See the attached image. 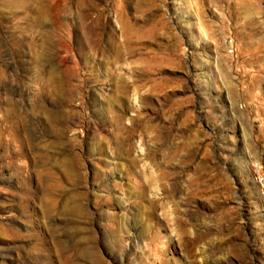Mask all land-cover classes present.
Segmentation results:
<instances>
[{"label":"rangeland","instance_id":"obj_1","mask_svg":"<svg viewBox=\"0 0 264 264\" xmlns=\"http://www.w3.org/2000/svg\"><path fill=\"white\" fill-rule=\"evenodd\" d=\"M0 73V264H264V0H0Z\"/></svg>","mask_w":264,"mask_h":264},{"label":"bare ground","instance_id":"obj_2","mask_svg":"<svg viewBox=\"0 0 264 264\" xmlns=\"http://www.w3.org/2000/svg\"><path fill=\"white\" fill-rule=\"evenodd\" d=\"M27 3H28V2H27ZM27 3H26V4H27ZM43 18H44V17H43ZM44 19H45V18H44ZM37 23H39V24H40V23H41V21H37ZM119 53H120V55H122V53H121L120 51H119ZM0 74H1V73H0ZM6 114H8V113H6ZM181 242H182V241H181Z\"/></svg>","mask_w":264,"mask_h":264}]
</instances>
